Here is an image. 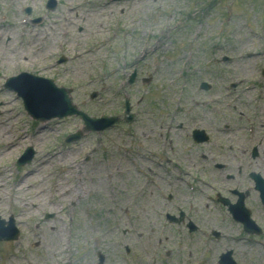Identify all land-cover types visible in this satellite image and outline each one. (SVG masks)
Listing matches in <instances>:
<instances>
[{
    "label": "rangeland",
    "instance_id": "374dc122",
    "mask_svg": "<svg viewBox=\"0 0 264 264\" xmlns=\"http://www.w3.org/2000/svg\"><path fill=\"white\" fill-rule=\"evenodd\" d=\"M50 1L0 0V264H220L229 250L264 264L259 191L246 174L248 233L217 201H234L233 172L214 166L255 144L247 168L264 177V0ZM21 72L120 119L89 131L81 116L34 118L5 86Z\"/></svg>",
    "mask_w": 264,
    "mask_h": 264
},
{
    "label": "water",
    "instance_id": "95a60500",
    "mask_svg": "<svg viewBox=\"0 0 264 264\" xmlns=\"http://www.w3.org/2000/svg\"><path fill=\"white\" fill-rule=\"evenodd\" d=\"M50 3L54 4L53 0H51L49 4ZM48 7L52 8L53 6ZM133 79L134 76L131 77V81ZM6 85L18 93V96L23 99L27 111L35 118L50 119L53 117H63L66 115L77 114L84 119L86 124L85 130H102L118 120L114 117H104L98 120L90 118L86 113L79 110L72 103V100L69 96L70 90L58 88L53 83V81L49 79L35 77L28 73H21L16 77L10 78ZM205 87L208 88V86ZM81 135L82 133L78 132L74 135H71L69 138L74 140L80 138ZM33 154V149H29L28 152L24 153L19 163L22 165L28 163L31 160ZM258 188L260 189L262 198L264 200V181L261 179H259ZM238 218L244 221L248 232L254 231L252 228L254 227V222L249 218L248 211L245 213L244 217ZM192 227V230H194L195 227ZM14 230V234L9 236L7 238L8 240L16 239L18 237V230H16V228ZM224 258L225 259L222 261L223 264H235L228 256H225Z\"/></svg>",
    "mask_w": 264,
    "mask_h": 264
},
{
    "label": "flooded vegetation",
    "instance_id": "af4514ba",
    "mask_svg": "<svg viewBox=\"0 0 264 264\" xmlns=\"http://www.w3.org/2000/svg\"><path fill=\"white\" fill-rule=\"evenodd\" d=\"M198 122V121H197ZM195 122V123H197ZM181 128L183 127V125H179ZM180 128V129H181ZM189 137L191 139V143L193 144V148L195 151V154H197L200 151L199 145L201 143H204L203 141H201V139L206 138L207 140L210 139V137L207 135L206 129L205 128H197L196 126H193L189 132ZM251 140L255 141V138L251 137ZM235 142V141H234ZM230 148L232 149L233 146H230ZM259 146H255V144H253V146L251 147V149H249L248 151L244 150L246 152V158H243L241 161L233 163V156H231V159L229 160V163H214L215 168L218 170H222L224 169V171H228V172H233L234 175H228L229 178L234 180V189H228V192H231L233 195H235V199L234 201H232L229 197H222L220 196V194L218 195V199L217 201L220 203H224V201H229V203H241V200L244 199L246 196L249 194V190L248 189H243L246 186L244 185V182L247 181L248 177L251 180V183H253L252 185H254V189H256L255 186V175L259 174L260 176H262L259 172L254 171L253 169L248 170L247 165H249V163H252L254 160L257 159V157L260 155V150ZM198 155V154H197ZM241 155V154H240ZM202 156L203 159H207L209 158L208 155L206 154H200L198 155V157ZM242 156V155H241ZM160 160L163 162V165H159L158 170H162L164 169V172L168 173L169 171L167 170V168L170 166L169 162H171L170 159L168 158H164V157H160ZM232 161V162H231ZM244 161V163L242 162ZM198 160H194V162L190 161V165L187 166L188 168H192V167H197L196 164L198 163ZM150 171H152L151 169H149ZM247 174V176H246ZM262 178H264L262 176ZM243 186V188H241ZM239 187V189H238ZM243 190L245 192H243ZM168 198L170 200L174 199V197L172 195H169ZM182 222V220H181ZM212 234L213 231H212Z\"/></svg>",
    "mask_w": 264,
    "mask_h": 264
}]
</instances>
